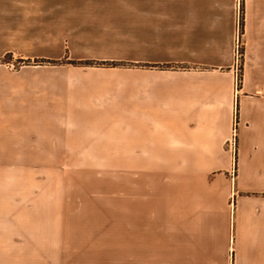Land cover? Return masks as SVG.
I'll use <instances>...</instances> for the list:
<instances>
[{"label":"crops","instance_id":"1","mask_svg":"<svg viewBox=\"0 0 264 264\" xmlns=\"http://www.w3.org/2000/svg\"><path fill=\"white\" fill-rule=\"evenodd\" d=\"M238 40L240 89L231 64ZM6 54L187 63L126 70L3 63L0 121L163 122L175 133L150 134L136 151L223 153L240 93L239 170L233 179L147 188L130 207L117 202L78 218L55 212L49 228H0V264H264V0H0V58ZM68 138L16 143L80 151L55 148L71 146Z\"/></svg>","mask_w":264,"mask_h":264},{"label":"rangeland","instance_id":"2","mask_svg":"<svg viewBox=\"0 0 264 264\" xmlns=\"http://www.w3.org/2000/svg\"><path fill=\"white\" fill-rule=\"evenodd\" d=\"M140 59L151 62L137 61L136 58L110 60L67 57L62 60L38 58L32 61L15 59L12 54H6L0 58V64L10 63L12 69H18L25 64L60 63L120 67L125 70L134 67H192L187 63L155 61L158 58ZM231 64L236 73V88L240 89L244 81L245 65L244 45L241 40L236 41L235 57ZM239 94L233 112L232 127L224 144L226 152L223 153L136 151L147 148L141 146V142L150 134L175 133L174 130L161 127L163 122L0 121V149L9 150H0V228H49L55 212L60 211L63 217L78 218L91 215L93 210L114 208L117 202L124 207H130L132 201L147 198L146 195H136L137 192L143 194L147 192V188H162L164 183H175L179 178H236L239 170ZM55 123L59 127H49ZM62 134L69 135L68 141L72 145L55 148L80 151H35L34 149L50 147L16 143L25 140L26 136ZM86 137L87 140L94 141L93 145H82ZM175 144L178 146L177 139ZM224 166L228 168H223ZM117 199L119 200L116 201ZM235 203L236 195L230 198V204L234 206Z\"/></svg>","mask_w":264,"mask_h":264}]
</instances>
